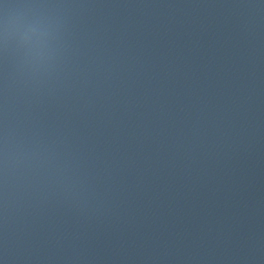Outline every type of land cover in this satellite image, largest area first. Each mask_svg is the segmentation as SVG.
<instances>
[{
  "label": "water",
  "instance_id": "95a60500",
  "mask_svg": "<svg viewBox=\"0 0 264 264\" xmlns=\"http://www.w3.org/2000/svg\"><path fill=\"white\" fill-rule=\"evenodd\" d=\"M0 264H264V0H0Z\"/></svg>",
  "mask_w": 264,
  "mask_h": 264
}]
</instances>
